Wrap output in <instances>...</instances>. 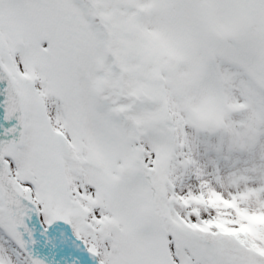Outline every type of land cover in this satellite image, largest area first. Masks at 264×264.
I'll return each mask as SVG.
<instances>
[{
	"label": "snow or ice",
	"instance_id": "1",
	"mask_svg": "<svg viewBox=\"0 0 264 264\" xmlns=\"http://www.w3.org/2000/svg\"><path fill=\"white\" fill-rule=\"evenodd\" d=\"M0 264H264V0H0Z\"/></svg>",
	"mask_w": 264,
	"mask_h": 264
}]
</instances>
